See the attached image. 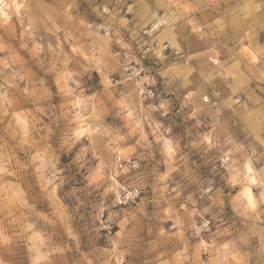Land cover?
Returning <instances> with one entry per match:
<instances>
[{
	"label": "rangeland",
	"instance_id": "374dc122",
	"mask_svg": "<svg viewBox=\"0 0 264 264\" xmlns=\"http://www.w3.org/2000/svg\"><path fill=\"white\" fill-rule=\"evenodd\" d=\"M19 1V15L10 8L0 22V264H264V185L251 187L254 213L241 196L245 162L264 176V59L243 51L264 49V0ZM155 14L169 15L179 50L158 42ZM73 47L80 108L57 84L68 58L59 53ZM104 79L109 102L97 101L104 115L92 123L114 143L96 134L95 152L67 147L72 122L84 123L73 113L91 115L88 96ZM25 90L37 95L21 107ZM160 137L174 141L171 159ZM101 159L103 179L90 182ZM131 191L138 197L118 205Z\"/></svg>",
	"mask_w": 264,
	"mask_h": 264
},
{
	"label": "snow or ice",
	"instance_id": "6c2138e0",
	"mask_svg": "<svg viewBox=\"0 0 264 264\" xmlns=\"http://www.w3.org/2000/svg\"><path fill=\"white\" fill-rule=\"evenodd\" d=\"M3 2L4 0H0V12H2V6H3ZM17 7V9L19 10V8L21 7V5H15ZM182 6V5H181ZM108 9L105 8V12H107ZM5 20H7V16L5 15ZM193 31H196L195 28H193ZM5 49L0 46V52H4ZM41 51L40 46L36 45L33 48V55L38 54ZM243 51L245 53H248L249 56L251 57V61L252 63H257L259 62L261 59H264V49H261L260 53H255L250 51L249 48L245 47L243 49ZM78 49L73 47L71 49V52H65L62 51L61 53H59V55L61 56V58H64L65 56H67V59H64V66L60 67L58 69V71L63 72V77H58L57 79V84L60 87V92L62 95L66 96L68 99H70L72 101V107L73 108H80L81 107V99L77 98L81 92V83H77L79 74L81 72V67L79 62L76 60L75 57H73L72 54L77 53ZM56 53H54V57H55ZM85 60H87L88 58L85 56L84 57ZM20 79H23V76L20 77ZM103 90L101 91L99 88L97 89V95L95 96H88V99L92 102V107L88 110L89 112H91V115H85L83 117L80 116V113L74 112L73 115L76 116L77 121L79 120H83L84 123H77L75 121L72 122V127H73V131L68 133L66 135V138L64 140V143L67 147L71 148L73 145H75L76 147H79V144L77 143V141L83 142V143H87L90 144L91 149L93 150V152H95L97 150V136L96 134H99L100 136H105L107 137V143L109 145H111L112 143H114L111 139V136L113 135L111 132H101L99 128H96L95 125L92 123V121H100L103 118L104 115V110L102 107L98 108L97 107V101L99 100L100 103L102 105H107L109 102V98L107 96L108 93H110L111 91V82L108 79H104L103 80ZM94 84V82H93ZM14 85H9V87H13ZM95 86V84H94ZM23 87V86H21ZM37 94L30 92L28 90H25L22 92V94L20 95V97L18 98L21 104V107H25L26 105L24 104V100L26 98H32L35 97ZM43 96L46 97L47 96V92L44 91ZM189 98H192V94L189 93ZM202 99L207 102L209 100V96L208 95H203ZM37 102H39L37 100ZM121 107H123V105H121ZM166 108V105L164 103H161L159 105V109L161 111H163ZM37 111H39V109H37ZM5 115H8V113H5ZM166 115V113H165ZM128 116L131 117L132 113L129 112ZM15 120L18 124L22 125L23 128V134L25 137V143H27V138L30 135V125L29 122L26 118L23 117V114L19 111H17V115L15 117ZM85 124H87L88 126L85 127ZM137 128H139V125H137ZM118 140H123L124 137L123 136H117ZM143 139V137H142ZM208 144L209 147L213 146L212 140L208 137L205 136L204 137V141ZM100 144H103L104 141L100 140L99 141ZM229 143H231L229 141ZM157 147H160L162 145V152L164 155L167 156L168 159H171L173 156L176 155V149H175V145H174V141L170 138H165V137H160L157 142ZM261 146H264V133H262L259 137V140L256 144L257 148H261ZM47 151V148H45V152ZM84 153H81V156H83ZM121 155H123V153H121ZM41 153L39 151H36V154L32 157V162L33 165H35L38 160L40 159ZM261 162L264 163V148H261ZM78 160L80 159V157L77 158ZM117 159H119V157H117ZM25 163L27 164V161H25ZM54 167V166H53ZM107 165L105 163L104 159H101L100 161V166L97 167L94 171V173L92 174V177L90 179V182L93 181H99L101 179H103V177L101 176V173L103 171H105ZM256 167H259V165H257ZM244 168L246 169L247 175L245 177H243V179L247 180L249 185H264V176H262L260 179H257L256 173L254 171V167H253V163L251 161H248L244 164ZM2 170V169H0ZM161 171H163V169H161ZM172 171L171 165H169V171L165 172L162 176H160V180L161 181H167L168 179V175L169 172ZM53 175H55V172L53 171ZM53 181L51 179L48 180V183L51 184ZM238 182H240V175L236 174L231 176L230 178V183H232L233 185L237 184ZM254 192L255 189L251 188V187H244V194L246 196V200H247V204H246V208L247 210L251 211V212H256L258 210V199L255 198L254 196ZM179 194V193H177ZM179 206H184V201L183 198H181L180 201V205ZM260 206H264V205H260ZM187 213V208H185V213H179V207L177 208V214H176V220L179 223L181 221V217H184L183 223L184 224H188L190 222V218L186 215ZM175 227V225H174ZM183 233H177L176 235L181 236ZM0 243H7V237L3 234L0 233ZM223 247L225 249H228L229 245L228 244H224Z\"/></svg>",
	"mask_w": 264,
	"mask_h": 264
},
{
	"label": "bare ground",
	"instance_id": "6f19581e",
	"mask_svg": "<svg viewBox=\"0 0 264 264\" xmlns=\"http://www.w3.org/2000/svg\"><path fill=\"white\" fill-rule=\"evenodd\" d=\"M17 4L18 5H21V2L19 0H4L3 6H2V12H0V20H1L0 22H2V21L6 22L7 21V20H5L4 17L6 15L7 16V19H8V14H7L8 12H7V10L10 9V8L13 9V11L19 15L20 8L22 6L18 10L17 7L15 6ZM153 17L155 18V20H157L155 22V25H156L155 28H157L159 26L161 27L162 25L164 26V28L162 30V33L160 34V37H159L158 42H160L161 40L162 41H164V40L165 41H168L170 43L169 45L176 46V49H177L178 48L177 47V40H175L174 34H172V32L170 30L171 25L169 24V20H170L169 15L167 16L165 14V15H162L161 17H158L155 14V15H153ZM178 50H179V48H178ZM243 169H244V176H246L247 175L246 169L245 168H243ZM246 186L247 187H252L254 185H249L248 182H247V180H245V185L242 186V188H241V196L243 197V199L245 201V204H247L246 196L244 194V187H246Z\"/></svg>",
	"mask_w": 264,
	"mask_h": 264
},
{
	"label": "built area",
	"instance_id": "2783aa9c",
	"mask_svg": "<svg viewBox=\"0 0 264 264\" xmlns=\"http://www.w3.org/2000/svg\"><path fill=\"white\" fill-rule=\"evenodd\" d=\"M137 197L138 193L136 191L126 192L117 198L118 205H124L128 200L133 201Z\"/></svg>",
	"mask_w": 264,
	"mask_h": 264
}]
</instances>
